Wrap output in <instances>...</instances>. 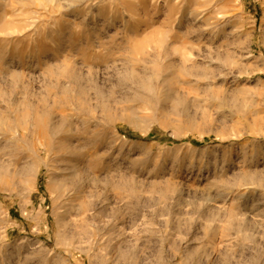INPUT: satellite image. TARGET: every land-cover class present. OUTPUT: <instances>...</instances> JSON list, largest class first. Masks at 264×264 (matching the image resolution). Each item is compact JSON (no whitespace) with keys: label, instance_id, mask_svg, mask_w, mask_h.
<instances>
[{"label":"rangeland","instance_id":"1","mask_svg":"<svg viewBox=\"0 0 264 264\" xmlns=\"http://www.w3.org/2000/svg\"><path fill=\"white\" fill-rule=\"evenodd\" d=\"M0 264H264V0H0Z\"/></svg>","mask_w":264,"mask_h":264},{"label":"bare ground","instance_id":"2","mask_svg":"<svg viewBox=\"0 0 264 264\" xmlns=\"http://www.w3.org/2000/svg\"><path fill=\"white\" fill-rule=\"evenodd\" d=\"M89 116H91V115H89ZM55 131L57 132L58 130H55ZM55 131H54L53 128H52V130L49 132V134H50V135H53V134H55ZM40 134H41V137L44 138V140H45V138L48 136V132H46V131L44 132L43 130H42V132H41ZM53 136H54V135H53ZM58 146H59V145H58ZM59 148H60V150L65 151L66 153L69 152L70 154L76 152V151H75L71 146H69V145H67V146L60 145Z\"/></svg>","mask_w":264,"mask_h":264}]
</instances>
